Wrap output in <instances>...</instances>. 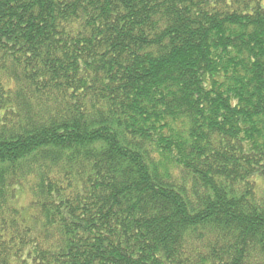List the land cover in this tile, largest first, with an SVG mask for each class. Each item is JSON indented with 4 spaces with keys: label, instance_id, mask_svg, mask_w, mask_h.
Segmentation results:
<instances>
[{
    "label": "trees",
    "instance_id": "trees-1",
    "mask_svg": "<svg viewBox=\"0 0 264 264\" xmlns=\"http://www.w3.org/2000/svg\"><path fill=\"white\" fill-rule=\"evenodd\" d=\"M0 264H264V0H0Z\"/></svg>",
    "mask_w": 264,
    "mask_h": 264
},
{
    "label": "rangeland",
    "instance_id": "rangeland-1",
    "mask_svg": "<svg viewBox=\"0 0 264 264\" xmlns=\"http://www.w3.org/2000/svg\"><path fill=\"white\" fill-rule=\"evenodd\" d=\"M18 203L19 204H23L24 203L23 198L21 196L19 197Z\"/></svg>",
    "mask_w": 264,
    "mask_h": 264
}]
</instances>
